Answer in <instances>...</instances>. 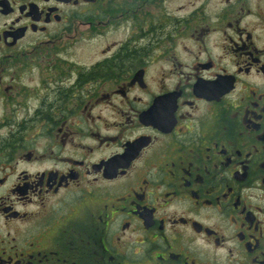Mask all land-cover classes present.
I'll return each instance as SVG.
<instances>
[{
	"label": "flooded vegetation",
	"instance_id": "1",
	"mask_svg": "<svg viewBox=\"0 0 264 264\" xmlns=\"http://www.w3.org/2000/svg\"><path fill=\"white\" fill-rule=\"evenodd\" d=\"M0 264H264V0H0Z\"/></svg>",
	"mask_w": 264,
	"mask_h": 264
},
{
	"label": "rangeland",
	"instance_id": "2",
	"mask_svg": "<svg viewBox=\"0 0 264 264\" xmlns=\"http://www.w3.org/2000/svg\"><path fill=\"white\" fill-rule=\"evenodd\" d=\"M97 48H98V47H93L92 50H94V51L99 50V48H98V49H97ZM77 50H78V51H80V50H86L85 44H83V43H79V44H78V47H77ZM89 50H91V49H90V46H89Z\"/></svg>",
	"mask_w": 264,
	"mask_h": 264
}]
</instances>
